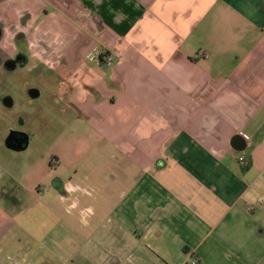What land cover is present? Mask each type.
<instances>
[{
    "label": "crops",
    "instance_id": "1",
    "mask_svg": "<svg viewBox=\"0 0 264 264\" xmlns=\"http://www.w3.org/2000/svg\"><path fill=\"white\" fill-rule=\"evenodd\" d=\"M195 32L222 61L193 56ZM95 46L120 59L89 65ZM0 51V68L70 75L77 171L0 179V264H200L264 243V0H0ZM61 198L94 209L87 226Z\"/></svg>",
    "mask_w": 264,
    "mask_h": 264
},
{
    "label": "rangeland",
    "instance_id": "2",
    "mask_svg": "<svg viewBox=\"0 0 264 264\" xmlns=\"http://www.w3.org/2000/svg\"><path fill=\"white\" fill-rule=\"evenodd\" d=\"M187 44L194 49L193 56L206 54L209 58L208 53L216 50L217 54L211 61H222L221 50L217 48L218 43L212 33H209V36L205 33L192 34ZM200 45L204 46L202 51ZM0 55L6 58L3 51H0ZM15 58L18 59V56ZM227 60L229 61V58H226ZM88 63L96 66L89 61ZM5 64L0 68V179L9 176L19 180L38 164H42L41 167L51 173L49 166L52 165L51 160L56 158L63 163L59 174L67 179L73 178L77 171L69 164L72 160L71 141L75 108L66 96L62 95L59 86L60 82L67 80L70 75L61 77L48 72L36 62H33L30 68L17 67L10 71L5 69ZM31 90H38L39 97L32 98ZM7 98L12 102L11 107L5 103ZM15 131L29 135L30 145L26 151L14 152L5 147L6 138ZM94 151L95 147L86 152L83 161L92 160ZM213 249L214 251L200 264H264V243L257 246L218 244ZM197 259L184 258L182 254H178L175 264H193Z\"/></svg>",
    "mask_w": 264,
    "mask_h": 264
},
{
    "label": "clouds",
    "instance_id": "3",
    "mask_svg": "<svg viewBox=\"0 0 264 264\" xmlns=\"http://www.w3.org/2000/svg\"><path fill=\"white\" fill-rule=\"evenodd\" d=\"M64 189L69 194L80 192L85 195H91L86 189L81 188L80 185H73L72 183L65 184ZM61 203L66 205L64 210L69 215H71L74 210H78L80 222L85 226H87L89 218L94 214V209L92 207L80 208L78 199H71V202L68 203L63 198H61Z\"/></svg>",
    "mask_w": 264,
    "mask_h": 264
},
{
    "label": "built area",
    "instance_id": "4",
    "mask_svg": "<svg viewBox=\"0 0 264 264\" xmlns=\"http://www.w3.org/2000/svg\"><path fill=\"white\" fill-rule=\"evenodd\" d=\"M198 57V56H197ZM204 58H207L206 54H203ZM120 59L119 54H113L109 50H107L104 47L101 46H95L92 48V50L87 55V60L91 64H95L96 66H108L112 67L116 63L117 60ZM245 140H249V137L246 135H243ZM240 162H245L246 159L244 157H241L239 159ZM193 264H197V261L193 262Z\"/></svg>",
    "mask_w": 264,
    "mask_h": 264
},
{
    "label": "water",
    "instance_id": "5",
    "mask_svg": "<svg viewBox=\"0 0 264 264\" xmlns=\"http://www.w3.org/2000/svg\"><path fill=\"white\" fill-rule=\"evenodd\" d=\"M16 66H12V70H14ZM39 91L38 90H31L30 91V96L32 98H37L39 97ZM6 105L11 107L12 102L11 101H5ZM30 145V137L29 135L21 132H12L10 135L7 137L5 141V146L7 149L14 151V152H23L28 149Z\"/></svg>",
    "mask_w": 264,
    "mask_h": 264
},
{
    "label": "flooded vegetation",
    "instance_id": "6",
    "mask_svg": "<svg viewBox=\"0 0 264 264\" xmlns=\"http://www.w3.org/2000/svg\"><path fill=\"white\" fill-rule=\"evenodd\" d=\"M16 58H14V59H12V60H8L7 62H5L6 64H5V69H7V70H12L11 68H12V66H16V68L17 67H21V68H26L27 69V63L26 62H23V60H24V57H22V56H18V59H16ZM15 68V69H16ZM49 72V71H48ZM5 101H11L10 99H6Z\"/></svg>",
    "mask_w": 264,
    "mask_h": 264
}]
</instances>
